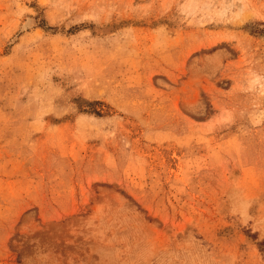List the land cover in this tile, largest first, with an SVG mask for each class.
Masks as SVG:
<instances>
[{"label":"rangeland","instance_id":"obj_1","mask_svg":"<svg viewBox=\"0 0 264 264\" xmlns=\"http://www.w3.org/2000/svg\"><path fill=\"white\" fill-rule=\"evenodd\" d=\"M0 264H264V0H0Z\"/></svg>","mask_w":264,"mask_h":264},{"label":"bare ground","instance_id":"obj_2","mask_svg":"<svg viewBox=\"0 0 264 264\" xmlns=\"http://www.w3.org/2000/svg\"><path fill=\"white\" fill-rule=\"evenodd\" d=\"M28 24H30V23H28ZM29 26V25H28Z\"/></svg>","mask_w":264,"mask_h":264}]
</instances>
